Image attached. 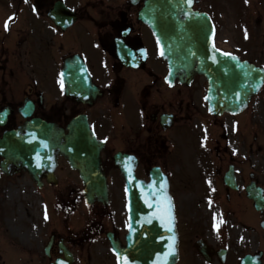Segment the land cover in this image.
I'll list each match as a JSON object with an SVG mask.
<instances>
[{
    "label": "flooded vegetation",
    "instance_id": "af4514ba",
    "mask_svg": "<svg viewBox=\"0 0 264 264\" xmlns=\"http://www.w3.org/2000/svg\"><path fill=\"white\" fill-rule=\"evenodd\" d=\"M147 1L0 0V136L25 119L62 128L85 119L104 144L109 190L107 206H86L78 175L58 158L51 180L37 174L40 211L14 217L0 198V264H116L109 238L123 243L127 227L117 153L136 161V178L148 182L153 169L165 177L177 264H264V207L247 194L264 199L260 136L241 115L208 113L203 78L166 79L141 18ZM15 178L38 190L23 172L3 181ZM14 221L24 231L13 240Z\"/></svg>",
    "mask_w": 264,
    "mask_h": 264
},
{
    "label": "water",
    "instance_id": "95a60500",
    "mask_svg": "<svg viewBox=\"0 0 264 264\" xmlns=\"http://www.w3.org/2000/svg\"><path fill=\"white\" fill-rule=\"evenodd\" d=\"M188 0H164L154 19L149 21V28L159 42L163 57L171 71L189 77L201 74L209 82L208 102L210 110L220 114L224 111L238 112L243 109L251 96L256 94L264 82V72L238 58L222 54L213 46V27L210 22H202L203 15L191 10ZM43 125L27 124L10 139L0 143V154L11 155L20 167H36L39 160H44L52 150L65 149L62 154L78 153L79 150L68 147L78 146L73 140L78 137L71 132L59 145L55 136L45 137ZM42 140L43 142H40ZM50 141L47 146L44 144ZM46 146L47 148H43ZM62 146V147H60ZM53 152V151H52ZM83 155V152H79ZM17 156L23 157L18 160ZM88 156H91L89 154ZM21 161V163H20ZM90 165V162L87 163ZM118 164H121L118 161ZM77 168L83 182L87 183L89 193L99 192V187L92 184L88 167ZM97 167V163H96ZM5 170L6 164H2ZM97 169V168H96ZM158 182V177L154 176ZM134 195V193H133ZM144 198L135 195L132 198V210L129 215V233L126 249H117L119 264H174L176 261V233L171 207L167 202L150 196V190L144 192ZM141 200V201H140Z\"/></svg>",
    "mask_w": 264,
    "mask_h": 264
},
{
    "label": "rangeland",
    "instance_id": "374dc122",
    "mask_svg": "<svg viewBox=\"0 0 264 264\" xmlns=\"http://www.w3.org/2000/svg\"><path fill=\"white\" fill-rule=\"evenodd\" d=\"M212 1L214 0L209 2L206 0L201 6L206 8L208 4H212ZM217 7V14L220 16L218 17L217 42L264 68V0H218ZM259 16L261 23L257 31L255 20ZM251 108L253 123L264 146V87L254 99ZM261 177L264 179V159L261 160ZM75 187V184L69 185V194L74 192ZM0 189L2 202L12 211L11 216L15 217L18 211L22 213L26 209L30 213H36L41 208L42 192L37 194L26 180L14 179L2 184ZM22 231L24 229L18 228L17 222L14 221L13 228L10 230L12 237L16 239ZM0 242L5 244L4 235L1 232Z\"/></svg>",
    "mask_w": 264,
    "mask_h": 264
},
{
    "label": "snow or ice",
    "instance_id": "6c2138e0",
    "mask_svg": "<svg viewBox=\"0 0 264 264\" xmlns=\"http://www.w3.org/2000/svg\"><path fill=\"white\" fill-rule=\"evenodd\" d=\"M191 2H192V0H188L189 4H191ZM6 27H7V25H6ZM161 55H163V52H161ZM225 55H229V54L225 53ZM45 218L47 219V213H45Z\"/></svg>",
    "mask_w": 264,
    "mask_h": 264
}]
</instances>
